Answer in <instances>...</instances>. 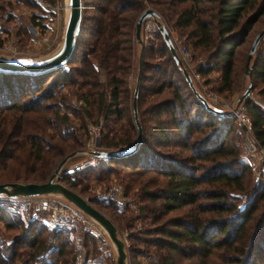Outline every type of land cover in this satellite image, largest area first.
<instances>
[{
	"label": "trees",
	"instance_id": "trees-1",
	"mask_svg": "<svg viewBox=\"0 0 264 264\" xmlns=\"http://www.w3.org/2000/svg\"><path fill=\"white\" fill-rule=\"evenodd\" d=\"M146 6L174 29H188L185 40L204 54L203 63L195 64L192 58L193 69L201 76L218 71L212 80L218 93L230 89L236 48L264 12V0H81L79 30L65 69L0 70V181H44L57 161L81 145L75 129L82 125L72 126L65 113H58L65 106L52 101L56 88L72 83L75 73L95 87L105 124L123 117L120 105L128 94L133 23ZM30 21L40 25L33 17ZM153 34L159 43L142 46L135 67L141 140L131 153L100 158L97 166L100 170L105 163L109 170L114 164L129 171L119 181L133 187L140 203L136 219L142 226L128 239L151 245L153 250L144 255L163 264L212 254L220 264H264V175H252L229 138L242 126L235 128L238 122L231 114L204 108L156 28ZM261 44L251 61L253 78L264 77ZM85 58L94 62L91 72L102 74L104 80H86ZM76 62L81 66H74ZM86 95L79 97L85 102ZM242 101L251 133L264 147V109ZM132 129L127 118L115 142L108 143L129 142ZM62 180L69 188L79 183L73 176ZM13 203L0 195V226L18 229L0 238V264H72L74 251L68 240L72 229H49L38 217L22 220ZM140 247L133 249L142 254Z\"/></svg>",
	"mask_w": 264,
	"mask_h": 264
},
{
	"label": "rangeland",
	"instance_id": "rangeland-1",
	"mask_svg": "<svg viewBox=\"0 0 264 264\" xmlns=\"http://www.w3.org/2000/svg\"><path fill=\"white\" fill-rule=\"evenodd\" d=\"M4 1L5 0H0L1 57L30 60L49 54L57 47L62 36V15L64 10L63 0H48L51 3V9L41 7L33 0H7V4L4 3L3 5L2 2ZM30 17H33V19L36 20V22H39L40 25H32ZM158 18L160 23L165 26L175 49L180 48V46L183 45L190 52L193 58V63L197 64L204 62L203 52L199 51L198 49H192L189 43L185 40L184 33L188 29H174L169 23L165 24V21L160 15H158ZM155 28L156 27L152 20L147 18L141 24L139 42L134 41V38H132V66L131 72L126 78L128 94L127 97L122 99V103L120 105L123 108V117L121 119H111L112 121H108L107 124H105L102 117L103 110L101 108V103L100 106H97L95 102L96 94H93V92L96 90L95 87L91 86L90 84H84L83 80L85 81V79L76 73L72 77V83L66 82L64 85L56 88L57 95L52 99L53 102H56L57 104L61 102L62 105L65 106V108L59 107L58 113H65L67 115L68 122L72 126L76 128L78 124L82 125L81 128L78 129L77 127L75 129L76 137L81 140V145L76 146L73 148V150H70L63 156L65 157L68 155L57 171L55 180L64 186H66L67 181L62 180V176H66V178L73 176L74 181L79 180V183L74 185V187H66L85 198L93 207L103 213L114 224L117 236L121 238L124 243L126 264L163 263L153 258L151 255H144L147 252H151L153 250L151 245H142L141 242L128 239V235L132 234L134 230L142 226L141 221H137L136 219L138 214L137 207L140 203L136 198L133 187L126 188L123 185V182L121 183L119 181L120 177L126 175V173L129 171L114 164L111 165L112 167H110L109 170H106L105 168H107V165H105V163L103 164L104 169H97L98 162L101 157L92 155L90 151L104 150L119 153L129 148L135 141L136 135L131 105V92L135 79V67L136 64H138V56L141 47L148 46L150 44L156 46L159 43V39L155 38L153 34ZM262 28H264V12L256 19L254 23H252L243 39V42L236 48V55L233 61V73L231 74V87L228 91L219 93L215 92L212 80L218 76V71L216 70H213L202 76L198 75L196 79L193 78L191 80L194 90L198 92L205 99L206 103L212 108L220 110L224 113H228L226 106L234 108L243 107V112L246 114L243 101L236 104V100L246 88L248 82H250L251 89L245 99H248L251 102H256L262 109H264V92L260 93V90L264 87V77H250L251 67L249 76H247L243 67L245 54L250 40L252 36ZM263 42L264 37L260 40L259 44H263ZM88 58H85V61L87 67L86 69L89 75H87L85 78L88 81L94 79L99 80L96 76L98 73H95L94 70L91 72L93 64ZM252 58L253 55L249 61L250 65ZM74 66L81 65L76 62ZM102 77L103 79L99 81L104 80L103 75ZM81 93L84 95L87 94L85 102L83 98L79 97ZM209 95H212L211 99L209 98ZM101 98L103 102L107 101L106 95L104 98L101 96ZM127 118L130 119V124L133 126L131 140L123 144H109V140L115 142L116 137L120 135V131H122L121 125L125 124ZM89 124L92 127L97 124L99 125L97 128L98 132L96 134L89 133L87 128ZM238 124L242 126L240 123L235 122V128L240 127ZM125 127L127 129V126ZM248 135H252L251 129L249 128V131H246L242 126L238 133H233L229 138H232L231 140L237 144V150L240 156L243 155L245 157L246 162H248L250 165L252 175L256 176L259 173H262L259 169L261 165L255 164L253 161L248 160L244 154V145ZM59 161H57L56 164ZM56 164L50 170L49 174L53 171ZM112 184H115L119 187V194L111 199L103 198L100 195V192ZM37 198H46L53 201L64 200L58 194L39 195ZM104 203L113 204L116 207L114 209L112 206H104ZM36 209V217L40 219L45 215V210L39 208ZM19 216L22 220H25L27 215L22 211L19 213ZM71 229L79 237L78 240L84 249L85 255H90L97 258L100 261V264H114V248L105 232L101 229V227H99L97 223L91 221L89 230H84L78 225L71 227ZM17 230L18 229L5 230L3 226H0V238L10 236L17 232ZM136 246H141L140 249L142 248L144 253H141L143 255L138 253V250H136V252L134 251L133 248ZM18 250H23V247ZM17 260L14 262H17ZM204 262L205 264H220L219 259L213 254L203 259L196 257L192 260L179 259L176 261L177 264H203Z\"/></svg>",
	"mask_w": 264,
	"mask_h": 264
},
{
	"label": "water",
	"instance_id": "water-1",
	"mask_svg": "<svg viewBox=\"0 0 264 264\" xmlns=\"http://www.w3.org/2000/svg\"><path fill=\"white\" fill-rule=\"evenodd\" d=\"M67 4V5H66ZM64 10L62 15V36L61 41L57 45V47L50 52L40 58L35 59H10L0 56V70L5 72H26V73H39L44 72L53 68H57L65 64L68 60L71 51L75 44V37L79 30V23L81 17V0H68L66 2L63 0ZM66 6L68 7L66 19L64 20V13L66 10ZM151 19L154 23L156 29L158 30L163 42L167 46V49L176 63V65L180 68L181 73L190 88H192L194 94L197 99L202 103L204 108L208 111H211L215 114L222 113L220 110L212 108L209 106L205 99L194 90L191 79L187 71L184 67H182L180 59L177 55V52L169 38L168 32L163 24L160 23L158 18V14L155 10L150 7L143 8L135 17L133 23V38L136 42H139V32L142 22L145 19ZM264 37V28L257 31L251 38L249 43V48L246 52L245 61H244V71L247 76L250 73L249 64L250 58L255 52L257 45L260 40ZM24 61H30L31 63H24ZM139 67V56H138V64ZM138 81V69L134 79V89L132 92V118L133 124L135 127V141L133 144L119 152H111L104 150H91L90 153L96 157H109V156H123L134 151L136 146L141 140V129L137 120L136 107H135V93H136V84ZM251 83L248 82L246 88L243 92L237 97L236 104L240 103L244 98H246L250 92ZM68 157H63L55 166L53 171L49 174L46 180L41 182H20V181H0V195L5 196L7 198L15 199L18 197H30V196H39L45 194H58L60 195L66 202L74 206L76 209L81 211L87 217H89L92 221L97 223L99 227L105 232L109 241L111 242L114 252V264H126L125 263V251H124V243L121 238L117 236L116 228L114 224L100 211H98L95 207H93L85 198L80 196L75 191L69 189L64 186L60 182L55 180L56 173L59 170L62 162Z\"/></svg>",
	"mask_w": 264,
	"mask_h": 264
},
{
	"label": "built area",
	"instance_id": "built-area-1",
	"mask_svg": "<svg viewBox=\"0 0 264 264\" xmlns=\"http://www.w3.org/2000/svg\"><path fill=\"white\" fill-rule=\"evenodd\" d=\"M33 1L44 8L51 9L50 7H52L48 0ZM175 50L180 59L182 67L185 68L190 76V79H196L198 74L193 69L190 52L183 45H181L180 48H176ZM61 67L63 69L66 68L64 64ZM209 96L211 99L212 95ZM226 109L228 113L232 114L236 118L237 122L244 127V130L249 131L250 120L243 112V107L234 108L226 106ZM98 126L99 125L97 124L92 127L89 124L87 126L89 133L96 134L98 132ZM244 154L248 160L253 161L255 164H260L261 167L259 169L264 174V147L261 146L252 135H248L246 138ZM119 192V187L115 184H112L101 191L100 195L103 198H114L119 194ZM37 197L38 196L15 198L13 199L14 203L12 208L18 213H21L22 211L25 212L28 218H34L37 216L36 208L45 210V215L41 217V220L43 224L49 229L58 228L61 226L71 228L75 225L81 226L84 230L90 229L92 220L68 202L64 200L53 201L50 199ZM78 238L79 237L73 231L69 232L68 239L70 240L74 251L73 264H100V261L97 258L84 254V249Z\"/></svg>",
	"mask_w": 264,
	"mask_h": 264
},
{
	"label": "crops",
	"instance_id": "crops-1",
	"mask_svg": "<svg viewBox=\"0 0 264 264\" xmlns=\"http://www.w3.org/2000/svg\"><path fill=\"white\" fill-rule=\"evenodd\" d=\"M91 63L93 64V69H94V68H95V67H94V62L92 61ZM96 76H97V78H98L99 80L103 79L102 75H100V74H97ZM141 262H142V261H141Z\"/></svg>",
	"mask_w": 264,
	"mask_h": 264
},
{
	"label": "bare ground",
	"instance_id": "bare-ground-1",
	"mask_svg": "<svg viewBox=\"0 0 264 264\" xmlns=\"http://www.w3.org/2000/svg\"><path fill=\"white\" fill-rule=\"evenodd\" d=\"M66 2H68V0H65ZM67 5V4H66ZM67 11H68V7L66 6V10H65V13H64V20L66 19V15H67Z\"/></svg>",
	"mask_w": 264,
	"mask_h": 264
},
{
	"label": "snow or ice",
	"instance_id": "snow-or-ice-1",
	"mask_svg": "<svg viewBox=\"0 0 264 264\" xmlns=\"http://www.w3.org/2000/svg\"><path fill=\"white\" fill-rule=\"evenodd\" d=\"M24 63H31L30 61H24Z\"/></svg>",
	"mask_w": 264,
	"mask_h": 264
}]
</instances>
